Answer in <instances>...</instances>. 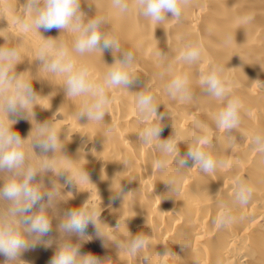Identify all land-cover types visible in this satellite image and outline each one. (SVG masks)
Masks as SVG:
<instances>
[{
    "label": "bare ground",
    "instance_id": "bare-ground-1",
    "mask_svg": "<svg viewBox=\"0 0 264 264\" xmlns=\"http://www.w3.org/2000/svg\"><path fill=\"white\" fill-rule=\"evenodd\" d=\"M24 3L0 0V46L20 48L23 61L16 71L31 73L33 77L25 74L26 78H33L34 91L43 97L39 101L43 108L37 105L34 109L35 122L49 121L60 128L64 148L57 155L69 157L76 168L88 173L91 183L65 185L63 177H54L51 172L44 176L47 187L51 188L53 179L62 185L55 208L48 209L53 228L43 240L52 243H39L23 252L20 259L25 264H50L57 247L70 240L81 245V254L91 253L101 264H162L157 255L162 256L167 248L178 257L165 258L166 264H264V154L251 147L252 136L264 134V0H191L180 21L171 20L168 13L169 20L161 25L142 17L133 0H129L127 13L113 9L111 0H82L81 8L89 18L95 14L108 16L106 30L119 37L122 50H130L136 57L137 82L128 91L109 90L113 102L105 124L89 122L86 117L77 120L74 113L85 97L68 98L62 88L63 77L40 71L35 56L41 37L35 32H20L15 23L23 14ZM41 35H61L69 48L74 40L73 34H61L55 28L41 30ZM189 43L203 46L201 58L194 64L178 59ZM158 49L168 54L165 60L157 57ZM113 62L111 50L104 51L103 56L96 52L77 57L78 65L88 66L98 81ZM214 64L225 66L232 82L231 95L243 103L240 127L226 133L215 126V117L225 102L206 95L200 87L201 76ZM183 74L189 76L193 98L186 102L172 100L167 84ZM144 87L155 94L157 103H162L158 115L170 112V117L162 121L161 139H168L173 127L184 139L207 135L215 148L213 155L223 159L224 166L204 174L190 160V169L177 173L170 162L167 172L160 173L155 161L161 154L154 145L142 144L138 136L146 125L138 116L135 92ZM197 121L207 130L197 129ZM108 127L112 131L105 134ZM33 129L34 123L25 119L13 127L25 138ZM229 137L236 138L234 145H229ZM179 147L183 155L187 146L181 143ZM172 176L181 177L178 193L168 192L169 186L164 183ZM238 180L252 184L253 199L245 207H233L235 222L218 229L212 223L221 211L217 202H232ZM121 190L124 194L118 195ZM89 199L100 207V234L91 224L87 229L91 239L87 241L61 233L57 226L65 212L80 208ZM140 233L149 235L150 241L134 257L124 248ZM5 259L0 255V264Z\"/></svg>",
    "mask_w": 264,
    "mask_h": 264
},
{
    "label": "clouds",
    "instance_id": "clouds-1",
    "mask_svg": "<svg viewBox=\"0 0 264 264\" xmlns=\"http://www.w3.org/2000/svg\"><path fill=\"white\" fill-rule=\"evenodd\" d=\"M82 0H25L23 14L15 20L20 32L37 33L42 40L36 52L35 60L40 62V71L51 76H61L63 90L68 98L85 97L79 111L75 112L77 120L86 117L89 122L104 123L109 113L112 98L110 89H128L137 82L135 53L122 50L119 37L106 30L108 16L95 14L88 17L81 8ZM191 0H133V6L139 14L151 23L161 25L169 20L180 21L184 10L190 6ZM111 7L120 13L130 10L129 0H111ZM58 29L62 33H71L74 40L71 48L57 38H45L41 30ZM111 50L114 62L109 66L101 80H97L90 68L78 65L77 57L85 54ZM202 44L189 43L178 57L188 64H194L201 58ZM120 54V55H117ZM157 57L163 61L168 54L159 49ZM23 60L18 46H0V255L6 259L4 264H25L20 259L23 252L34 248L39 243L51 245V240H43L52 232V215L48 209L55 208L59 197V180L51 181V188L44 183V176L51 172L54 177L64 178L65 185H81L91 183L89 175L82 168H76L74 162L62 153L64 143L60 138V128L53 122H35V107L43 97L33 89L32 79L26 78L29 72H17V65ZM171 70V65L168 66ZM223 65L210 66L207 74L200 78V87L206 95L218 101H224L223 107L215 117L217 129L224 132L237 130L241 124L243 103L238 96L231 95L232 82L225 74ZM46 79V78H44ZM166 91L172 100L190 101L194 93L190 88L187 74L174 76L167 84ZM138 116L145 127L138 134L139 141L144 145H154L161 157L155 161L160 173L167 172L169 163L175 164L177 173L188 168L191 160L194 167L201 173L211 174L224 166V160L213 155L214 145L207 135H193L184 139L174 129L168 139H161L165 116L170 112L157 114L162 103H157L154 93L145 90L135 92ZM25 119L34 123V129L27 138L13 130L14 125ZM197 129L206 131L202 122H195ZM108 127L105 134L111 133ZM187 146L181 155L179 145ZM229 145L236 143L235 137L228 138ZM251 147L264 154V134L257 132L251 138ZM37 149L39 155H37ZM52 153V156H48ZM193 168V167H192ZM40 177L38 180L37 177ZM181 177L172 176L166 182L168 192L179 191ZM254 187L245 180H238L233 190L231 203L218 201L221 209L213 219L218 229H226L235 222L232 208L245 207L253 199ZM121 193L118 195H123ZM164 198H171L165 196ZM100 216L99 205L89 199L80 208L69 209L58 224V230L67 235L75 234L87 241L89 225L96 226L97 235ZM120 223H117V229ZM150 236L140 233L128 241L124 251L136 257L149 245ZM182 247L185 244H180ZM187 247V246H186ZM81 245L65 240L56 249L50 264H101L100 259L91 254H81ZM166 264L168 257H178L171 249L157 255ZM143 259H148L143 257Z\"/></svg>",
    "mask_w": 264,
    "mask_h": 264
}]
</instances>
